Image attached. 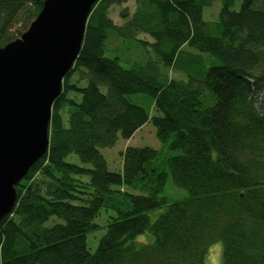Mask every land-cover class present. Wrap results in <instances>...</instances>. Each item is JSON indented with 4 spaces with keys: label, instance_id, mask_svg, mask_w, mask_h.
Masks as SVG:
<instances>
[{
    "label": "trees",
    "instance_id": "obj_1",
    "mask_svg": "<svg viewBox=\"0 0 264 264\" xmlns=\"http://www.w3.org/2000/svg\"><path fill=\"white\" fill-rule=\"evenodd\" d=\"M44 1L0 0L1 47L29 28ZM127 1L99 0L89 15L52 105L48 152L0 223V264H204L217 241L222 264H264V0H242L239 10L220 0L213 23L204 8L218 0H135L119 25L109 12ZM111 31L150 36L139 40L154 57L127 67L106 56ZM132 93L150 95L155 113ZM149 122L162 148L129 145L121 170H110L101 148ZM164 148L179 151L167 162L189 193L173 202L163 195ZM72 154L81 163L68 161ZM163 207L153 221L150 211ZM103 208L114 214L100 225ZM100 228L92 252L87 236ZM147 232L150 240L139 241Z\"/></svg>",
    "mask_w": 264,
    "mask_h": 264
},
{
    "label": "water",
    "instance_id": "obj_2",
    "mask_svg": "<svg viewBox=\"0 0 264 264\" xmlns=\"http://www.w3.org/2000/svg\"><path fill=\"white\" fill-rule=\"evenodd\" d=\"M98 1L45 0L29 28L0 46V223L17 203V185L48 152L52 105Z\"/></svg>",
    "mask_w": 264,
    "mask_h": 264
},
{
    "label": "rangeland",
    "instance_id": "obj_3",
    "mask_svg": "<svg viewBox=\"0 0 264 264\" xmlns=\"http://www.w3.org/2000/svg\"><path fill=\"white\" fill-rule=\"evenodd\" d=\"M242 4V0H235L233 9L239 10ZM222 6V1L218 0L212 3L210 6L204 8V19L210 23L216 22L219 19V11ZM127 7L131 13L135 11L136 3L135 0H128L122 5H113L110 9L109 16L117 24H122L123 20L120 17V10ZM20 27L17 25L16 28ZM139 39H145L152 42L150 36L141 34L138 39H125L119 36L116 32L111 31L109 39L106 42L105 46V55L108 57H117L124 66H131L135 62H144L150 57H154L152 47L150 45L143 44ZM191 51L197 52V50L191 48ZM170 75L173 77H181L182 74L176 71H171ZM127 98L144 106L151 114L155 113L152 97L145 93H132L127 94ZM151 146L156 149H161V142L156 136V128L149 122L145 124L141 129H139L135 135L127 139H119V141L113 147L101 148V152L107 159L108 166L110 170L119 171L122 168V151L127 146ZM179 151L169 150L164 148L159 156V164L161 168H165L168 171V178L164 187L163 195L166 196L170 202L183 199L188 196V190L185 188L177 186L172 178V174L169 169L167 158L172 155L178 154ZM68 161L81 163L78 156L72 154L67 157ZM164 210L163 208H157L150 211V216L154 221L156 217ZM114 214L112 210L103 208L100 212V215L97 217L96 221L100 225H105L109 216ZM53 217L51 220L56 219ZM105 228H100L96 231L90 232L87 236V244L90 251H95L98 247L99 240L101 236L105 233ZM139 241H148L150 240V233H144L138 236ZM222 251L223 243L217 241L213 243L206 254L204 264H222Z\"/></svg>",
    "mask_w": 264,
    "mask_h": 264
}]
</instances>
